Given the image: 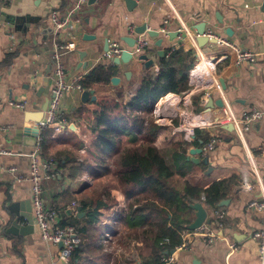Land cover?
<instances>
[{"label": "crops", "instance_id": "1", "mask_svg": "<svg viewBox=\"0 0 264 264\" xmlns=\"http://www.w3.org/2000/svg\"><path fill=\"white\" fill-rule=\"evenodd\" d=\"M76 1L0 0V149L13 152L0 155V264H77L73 256L70 260L60 257V245L43 240L36 222L35 230L26 236H16L7 231L11 204L17 203L20 213L26 212L31 204L33 212L32 183L28 179L32 160L28 153L36 147L38 135H34L35 130L49 105L55 70L52 49L54 43L61 39L51 13L56 9L65 15ZM135 1L131 6L126 0H89L74 12L72 21L75 28L69 36L74 34L77 46L66 50L63 55L68 76L70 79L79 78L82 83L98 66L114 64L113 60L105 58L109 40L117 41L132 51L135 47H130L124 38H136V41L146 38L149 46L140 54L146 53L153 58V66L147 68L138 58L140 54H134L129 63L114 64V76L121 78L118 85L110 81L90 88L95 91L96 100L110 96L111 103L119 100L128 104L147 71L160 72L159 49L171 50L181 46L186 51L192 50L195 56L193 68L197 66L194 74L203 72L205 78L197 76L199 81H193L189 75L190 94L187 100L180 102L179 108L183 113L198 114L202 124L207 126L196 127L189 140L184 132L176 130L183 120L180 115L174 120L166 119L163 124L154 121L161 126L155 145L163 151L174 169L172 183L180 191H184L186 182L204 188L227 178H232L235 183L224 199L227 201L219 208L225 212V225L219 230L223 239L207 245L203 236L194 235L192 230L185 232L189 246L178 252L176 264H261L260 240L254 237V233L264 230V211L251 207L250 203L263 199L264 116L249 129H244L241 123L233 131L224 128L231 122L222 120H228L225 119L226 111L240 118L252 108L264 111V0ZM202 22L242 48L256 52L258 60L236 64L232 59L222 58L225 49L217 43L210 42L201 47L197 40V26ZM142 25L147 26L143 33L137 31ZM228 26L234 29L233 36L226 33ZM182 27L188 32H184V40L180 41ZM148 30L158 31V37H151ZM174 32H178L177 37L171 36ZM66 34L62 35L63 39ZM85 34L92 37L85 39ZM158 38L164 40L160 47L156 45ZM127 71H131L130 76H127ZM46 78L49 83L40 92ZM83 91L74 89L67 92L62 103L65 127L46 129L52 142L47 150L43 146L41 152L42 157H54L56 169H59L55 178L44 181V189L46 203L61 211L60 224L74 221L77 216L80 220L73 223H83L87 211L82 209L85 214L79 216L72 212L70 204L75 200L81 206L79 200L89 186V180L93 179L89 167L101 164L89 153L90 145L98 136L91 127L97 119L94 114L97 104L96 100L83 102ZM180 94L169 93L166 96H179V100ZM211 97L213 105L210 106ZM219 98L223 100L222 107L215 103ZM13 99H26V108L11 106L9 101ZM81 108H84L83 112H79ZM34 136L35 144L31 145V137ZM212 136L220 137L215 149L207 154H192L194 148L202 149ZM61 152L72 153L71 157L77 155L78 161L62 167L55 156ZM192 156L200 159L208 156L209 163H195L190 159ZM80 163L87 168L80 167L75 177L69 176L70 168ZM103 179L105 177L101 176L93 180L96 183ZM109 190L110 208L98 223L99 244L106 229H112L116 234L109 251L100 244L109 255L106 264H134L135 258H141L145 263L144 256L150 252L144 236L147 227L125 224L123 217L128 213L131 200L113 184ZM204 206L208 211L207 219L211 220L217 208ZM190 216L193 221L195 211ZM230 243L237 248L231 249Z\"/></svg>", "mask_w": 264, "mask_h": 264}, {"label": "trees", "instance_id": "2", "mask_svg": "<svg viewBox=\"0 0 264 264\" xmlns=\"http://www.w3.org/2000/svg\"><path fill=\"white\" fill-rule=\"evenodd\" d=\"M169 51L166 50V55L160 59L158 74L147 71L130 103L119 100L111 103L110 96L96 100L94 114L97 119L91 126L98 136L90 145L89 153L101 161L98 167L90 165L91 176L96 179L112 174L117 180V187L130 198L128 213L123 221L131 227H147L144 236L150 252L144 256L145 264H160L165 252H172L175 246L183 242V234L191 231L188 229L193 222L190 215L195 211L192 204L201 202L220 208L221 201L235 183L232 178H227L204 188L186 182L184 191L178 190L172 183L174 169L163 151L155 145V137L161 126L150 115L162 97L190 89L189 75L195 56L192 50L183 48L168 55ZM113 76L114 64L105 63L91 71L82 84L84 89L94 88L96 84L110 82ZM83 110L81 108L79 112ZM42 137L47 150L52 142L50 133L44 130ZM71 154L61 152L55 156L63 167L78 161L77 155L71 157ZM80 167L87 168L80 163L70 168L69 176L75 177ZM109 195L110 191H106L104 194L98 192L97 198L81 197L80 205L87 211L83 223H73L80 220L77 216L74 221L62 224L75 225L83 237L72 255L77 264H106L108 261L109 255L99 244L98 223L110 208ZM211 221H214L213 217ZM165 238L169 242L161 245Z\"/></svg>", "mask_w": 264, "mask_h": 264}, {"label": "built area", "instance_id": "3", "mask_svg": "<svg viewBox=\"0 0 264 264\" xmlns=\"http://www.w3.org/2000/svg\"><path fill=\"white\" fill-rule=\"evenodd\" d=\"M89 0H77L73 8L65 15H62L60 11L53 10L51 13V19L56 27V32L61 36V39L57 40L54 43L52 49V59L55 65L53 85L51 87V97L49 105L45 111V117L43 120L39 121V134L37 138V144L35 149L28 153L32 160L31 172L28 176V179L32 183V204H33V213L34 220L39 228L41 237L46 242L59 246L60 243L63 244L60 247V257L70 260L72 258L73 252L78 247L82 241L83 237L79 233L78 228L75 225L68 224L62 225L59 223V218L61 211L55 207H51L46 203L45 200V189L44 181L49 178H55L59 169H56V159L52 156L42 157L41 152L43 150V137L42 132L48 127L62 128L65 127L66 118L63 116L62 103L67 94V92L77 89L79 91L85 90L83 84L80 82L79 78L70 79L67 73V69L63 60V55L66 50L75 49L77 46L76 37L74 34L69 36V32L73 31L75 28L74 22L72 21V16L74 12L81 9L86 5ZM133 29V28H131ZM166 31V29H163ZM184 32H188V29L182 27L180 29V41L184 40ZM67 33L64 39L62 35ZM206 36L209 38H217L220 46L225 50L223 52L222 58L232 59L236 64H241L243 61L248 60L251 62H256L258 60V55L256 52L250 49L242 48L240 45L236 44L234 41L228 37L221 36L219 33L215 32L211 27H208L205 32ZM149 46V41L146 38H139L136 41V46L132 50L133 54H140L147 50ZM181 46H176L171 48L168 55H170L174 50L180 49ZM126 50L121 44L117 41L109 40V50L105 52V58L107 60H114L115 57L120 56L121 53ZM197 68L195 66L190 72V78L193 81H199L197 79L205 78L203 72L200 74H194V70ZM198 76V77H197ZM37 87V86H36ZM190 92H184L179 96L161 98L153 110L155 116V122L163 124L166 119L174 120L173 118L180 115L179 117L183 120L181 124L176 128L179 132H184L186 137L191 140L194 136V131L196 127H205L198 114L194 113H183L180 111V102L188 98ZM164 99V102H163ZM9 104L14 107L25 109L27 105L26 99H16L10 100ZM226 115L223 122H231L238 126V124L243 123L244 129H249L250 125L254 122L260 120L264 116V111L258 108H252L249 111L243 113L242 118L236 117L234 114ZM220 122L219 124H221ZM220 141L219 136H212L210 140L202 145V152L207 154L211 150L215 149L218 142ZM13 153L7 149H0V155L11 154ZM11 170H15L12 168ZM263 199H255L250 203V206L256 208L260 211H264V183H263ZM72 212L78 213L79 203L73 201L70 204ZM214 221L208 222L206 220L197 228L192 230L194 235L203 236V239L207 245H212L216 241L223 239V236L220 234V228H223L225 225V212L222 209H215L213 212ZM115 231L112 229H106L100 240V244L105 248L106 251H109L108 247L112 245L113 240H115ZM254 237L260 240V260L261 264H264V230L254 233ZM184 240L179 245L175 246L172 252H165L161 258L160 264H176L177 256L176 253L188 248L189 242L186 239V234H184ZM169 242L168 238H165L160 242L161 245H165ZM231 249H236L237 246L234 243H230ZM134 264H145L141 258H135Z\"/></svg>", "mask_w": 264, "mask_h": 264}, {"label": "water", "instance_id": "4", "mask_svg": "<svg viewBox=\"0 0 264 264\" xmlns=\"http://www.w3.org/2000/svg\"><path fill=\"white\" fill-rule=\"evenodd\" d=\"M90 1L93 2L95 0H90ZM126 1L131 6L135 5V3H136L135 0H126ZM146 29H147V26L142 25L137 29V31L143 33L146 31ZM197 29H198V33H199L197 40H198L199 45L201 47L207 45L210 42L211 43H217L218 42L217 38H209L208 36H206V34H205L206 29H207L206 22H202V23L198 24ZM234 32L235 31L232 27L228 26L226 28V33L229 36H233ZM148 33L153 38H156L159 35V32L156 30H148ZM171 36L177 37L178 32L172 33ZM90 37H92V36L89 34H85V36H84L85 39H88ZM124 39L127 41V43L129 44L130 47L136 46V38H129V37L127 38L126 37ZM163 41H164L163 38H158L156 40V45L159 47L162 46ZM106 50H109V42L106 44ZM158 55L160 57H164L166 55V50L164 48L159 49ZM133 58H134L133 52L131 50L126 49L121 53L120 56H117L114 58L113 63L117 64V65H120L122 62L129 63ZM138 58L144 62L145 66L147 68H150L154 64V59L150 58L146 53L140 54L138 56ZM126 74H127V76H130L131 71H127ZM120 81H121V78L119 76H113L111 78V82L115 85H118L120 83ZM48 83H49V80H48V78H46L43 86L40 88V92L45 89V87L48 85ZM223 83H224V81H223ZM224 86H225V83H224ZM94 93H95V91L93 89L84 90L82 92V95H81L82 101L88 102L89 100H96L97 96ZM215 103L221 107L224 105L223 100L221 98L217 99L215 101ZM209 105L210 106L213 105V98L212 97L210 98ZM224 128L229 130V131H233V130H235V125L233 123H229V124H226L224 126ZM38 133H39V127L36 128L34 135L37 136ZM31 140L32 141L30 142V144L34 145L35 144V136L31 137ZM201 152H202V149L200 147H196L192 150L193 155L200 154ZM190 159H191V161H193L195 163H200V162H203L205 164L209 163V157L208 156H204L202 159H200L197 156H192V157H190ZM226 201L227 200H222L220 203V206L224 205V203ZM17 206H18L17 203H13L9 206V214L7 216V221L10 224V226L8 227L7 231L11 234L16 235V236L29 235L35 230L34 229L35 228L34 227L35 226V220H34V216H33V212H32V205L30 204V206H28V208L26 209V212H22V213H20ZM191 206L195 209L196 217L193 220V222L188 226V229L194 230L195 228L199 227L206 220V218L208 216V211L205 208L204 204L201 202L194 203ZM78 214H79V216H83L85 214V212L82 211V206L78 207ZM207 221L210 222V219H208ZM60 246L62 247L63 244L60 243ZM176 256L177 257L179 256L178 252L176 253Z\"/></svg>", "mask_w": 264, "mask_h": 264}, {"label": "rangeland", "instance_id": "5", "mask_svg": "<svg viewBox=\"0 0 264 264\" xmlns=\"http://www.w3.org/2000/svg\"><path fill=\"white\" fill-rule=\"evenodd\" d=\"M143 114V113H142ZM145 114V113H144ZM150 118H152L154 121H155V116L154 114L152 113L150 115ZM105 179L103 180H97V182L95 183V180L93 179H90L89 180V186L85 193L83 194L84 197H93V198H96L98 192H103V194L106 192V191H110V185H114V186H117V180H113L115 177L112 176V174L110 175H106L104 176Z\"/></svg>", "mask_w": 264, "mask_h": 264}, {"label": "bare ground", "instance_id": "6", "mask_svg": "<svg viewBox=\"0 0 264 264\" xmlns=\"http://www.w3.org/2000/svg\"><path fill=\"white\" fill-rule=\"evenodd\" d=\"M198 79V78H197Z\"/></svg>", "mask_w": 264, "mask_h": 264}]
</instances>
